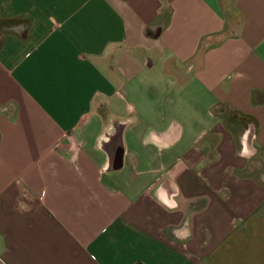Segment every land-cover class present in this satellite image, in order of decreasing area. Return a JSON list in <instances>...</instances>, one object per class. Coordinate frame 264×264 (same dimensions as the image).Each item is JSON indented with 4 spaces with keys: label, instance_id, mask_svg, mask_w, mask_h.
Segmentation results:
<instances>
[{
    "label": "crops",
    "instance_id": "obj_1",
    "mask_svg": "<svg viewBox=\"0 0 264 264\" xmlns=\"http://www.w3.org/2000/svg\"><path fill=\"white\" fill-rule=\"evenodd\" d=\"M0 264H264V0H0Z\"/></svg>",
    "mask_w": 264,
    "mask_h": 264
},
{
    "label": "built area",
    "instance_id": "obj_2",
    "mask_svg": "<svg viewBox=\"0 0 264 264\" xmlns=\"http://www.w3.org/2000/svg\"><path fill=\"white\" fill-rule=\"evenodd\" d=\"M41 196H42V198H46V191H43V192H41Z\"/></svg>",
    "mask_w": 264,
    "mask_h": 264
}]
</instances>
